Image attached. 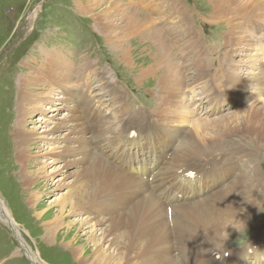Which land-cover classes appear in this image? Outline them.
Returning <instances> with one entry per match:
<instances>
[{"label": "rangeland", "instance_id": "obj_1", "mask_svg": "<svg viewBox=\"0 0 264 264\" xmlns=\"http://www.w3.org/2000/svg\"><path fill=\"white\" fill-rule=\"evenodd\" d=\"M98 1L106 3L114 1L120 11H126V14L116 15V22L121 25L124 23L132 25L127 34L120 33L119 27L114 24L107 27V19H101L100 8H89L87 0H0V204L8 212L9 222L14 221L12 224L16 225V231H13L7 221L0 217V264H78L70 249L65 246L71 243L69 245L83 247L88 239L85 232L91 230V228L77 230V238L79 237L77 244L72 242L76 224L70 232H65L64 229L55 232L51 242L45 239L44 224L57 214L60 208L59 201L66 191L67 180L63 178L61 168L57 170L60 164L62 166L61 161H64L65 156L56 159L48 153L50 147L60 141H48L46 134L45 137L31 140L25 147V155L27 154L25 158H17L12 133L18 117V92L22 83L30 92L38 93L39 96H49L54 89L52 83L55 80L60 79L61 83L70 81V86H76L79 79L86 76L83 73L86 71L90 74L88 83L92 92L100 98L103 107L110 109L109 115L113 113L116 117L119 116V112L118 101L113 102L104 88H107V84L117 89L112 92L113 95L122 93L125 96L127 92L129 101L136 105L134 109L143 110L144 107L158 112L162 122L155 125L170 135L174 143L175 138L167 128L181 126L173 120L179 118L172 116L168 109L157 108V101L161 97L162 100H167L165 102L168 105L172 103L169 99L175 93L178 98L183 93L184 100L182 97L179 99L188 110L185 117L181 116V120L186 119L184 126L191 127V124H188L189 120L210 121L214 123L210 128L205 127L203 123L204 129L201 134L204 138L216 139V133L220 139L234 134L237 139L240 137L242 140L243 137L245 141L254 144L261 156L251 159V163L264 165V135L260 132L261 135H257L249 128H237L235 122L231 121L238 117L247 119V115L258 108L263 119L264 100L259 97L264 96H259L254 87L240 88V91H236L232 89V81L228 79L235 72H239L236 65L241 63L244 65L242 75L253 73L254 57H259L257 53L261 52L256 44H260L261 41L264 44V3L256 4L255 0L251 4L250 0ZM166 1L170 3L167 8L164 6ZM158 2H161L159 7ZM162 6L164 10L161 9ZM221 7L225 10H220ZM111 11L113 14L114 10ZM144 16L148 22L142 21L133 25L132 19H144ZM256 25L260 26L261 32L258 33ZM167 27L171 28V34L164 32L167 31ZM151 29L162 34L173 64L175 65L177 61V65L187 70V81L181 84L176 92L174 87L176 74L166 86L159 80L166 66L155 63H159L157 52L164 44L163 46L156 44L158 39L156 35L148 36ZM250 29L256 35H251ZM226 32L229 36H225ZM49 53H53L55 61L49 60ZM262 60L264 63V56ZM189 62L191 64L188 67ZM246 67H250L252 72ZM142 74L144 77H141ZM39 78L45 81V85L36 89L38 87L36 81ZM107 89L111 90L110 87ZM54 92L58 95L57 90H53ZM202 95L204 97L200 102L203 101V104L194 107V101ZM207 96L218 99L213 101L211 105L213 114L210 115L206 113L210 109L208 107L210 102L204 101ZM222 96L223 98H220ZM119 101L124 102L123 98ZM43 102L49 111L51 103ZM125 112L126 115L131 113ZM40 117L44 118L42 111L31 116L25 115V130L34 131L35 134L45 132L46 123L43 122L48 121L49 117L38 121ZM219 120L221 124H218ZM228 124L235 127L228 128ZM242 125L245 124L242 122ZM158 127L145 133L159 134ZM236 129L237 133H233L232 131ZM133 131L139 133V128H133ZM143 140L139 139L136 149L140 154L145 152L143 157H148L147 141ZM100 141L98 137V144ZM142 142L144 147H141ZM106 156L112 159L107 154ZM138 159L136 163L139 169L134 170L142 176H147L148 168H143ZM214 162L218 163V160ZM228 162L231 161L226 159L214 172L218 175L221 166ZM28 171H32L33 180L27 186L22 180V173ZM206 188L209 191L210 187ZM195 190L197 191L196 186L193 185V197L197 194ZM31 191L38 193L34 204L29 202ZM74 211L66 214L64 219L76 223L78 219L86 218L81 209ZM257 221L253 220L249 227L237 232L239 236L235 235L236 238L233 236L231 245L234 249L246 248L250 238L263 229L264 201ZM230 250L232 248L224 252L228 254ZM215 252L212 254L208 252L207 258L216 259L218 254ZM34 256L36 260L32 259ZM207 258L209 264L210 260ZM227 261H230L229 256Z\"/></svg>", "mask_w": 264, "mask_h": 264}, {"label": "bare ground", "instance_id": "obj_2", "mask_svg": "<svg viewBox=\"0 0 264 264\" xmlns=\"http://www.w3.org/2000/svg\"><path fill=\"white\" fill-rule=\"evenodd\" d=\"M252 1L250 0V4ZM87 3L89 8H100L101 19H107V27L114 24L119 27L120 33L124 34L132 27L130 23L121 25L116 22V15L126 11H120L114 1L106 3L87 0ZM255 3L261 5L264 0H255ZM169 4L166 1L165 8ZM158 5L161 6V2H158ZM111 9L115 13L112 14ZM219 9L225 10L224 7ZM142 21L148 22V19L145 16L144 19H132L133 25ZM256 27L258 33L261 32L260 26ZM164 32L171 34V28L167 27ZM249 32L253 36L256 35L252 29ZM228 34L226 32L225 36ZM151 35L158 38L156 44H164V47L158 49L159 63L155 64L165 65L167 69L165 68L159 76V80L166 86L176 74V92L180 85L187 81V70L177 65V61L173 64L158 30L151 29L148 36ZM256 45L261 52L257 53L259 57H254L253 73L242 75L244 65L241 63L236 65L239 72L234 71L235 74L228 79L232 81V89L236 91L254 87L259 96H264V44L261 41ZM49 60H56L53 53H49ZM190 64L189 62L188 67ZM246 69L251 71L250 67ZM83 73L86 76L81 77L76 86H70V81L61 83L60 79L55 80L52 85L58 95L52 90L49 91V96H39L38 93L30 92L23 83L18 92V117L12 133L17 158H25V147L31 140L45 137L46 134L48 141H60L50 147L48 153L56 159L65 156L64 161H61L62 166L60 164L57 170L61 168L63 178L67 180L66 191L59 201V211L53 219L44 224L45 239L51 242L55 232L58 233L60 229L70 232L76 224L72 242L77 244V230L91 228L85 232L88 239L83 247L69 245L71 243L65 246L70 249L78 264H208L207 255L215 251L218 257L207 258L210 260L209 264H264V227L250 238L246 248L234 249L231 245L233 236H239L237 232L249 227L250 222L255 219L258 222L259 210L264 201V165L251 163V159L260 156L254 144L245 141L243 137L242 140L240 137L237 139L235 134L225 139H220L217 133L216 139L204 138L201 134L204 125L210 128V125L214 124L210 121L189 120L191 127L184 126L186 119L181 120V116L185 117L188 110L179 99L182 97L184 100L183 93L179 98L175 93L169 99L172 103L168 105L165 102L167 100H162L160 96L157 101V108L168 109L172 116L179 118L173 120L181 126L167 128L175 138L174 143L170 135L155 125L162 122L158 112L147 107H143V110L134 109L136 105L129 101L127 92L125 96L122 93L113 95L112 92L117 89L107 84V88L110 87L111 90L104 88L113 102L118 101L119 112L116 117L113 113L109 115L110 109L103 107L100 98L91 90L88 83L90 74L86 71ZM141 77H144V74ZM36 82V89L45 85L43 79L39 78ZM203 97L204 95L196 98L194 107L203 104V101L200 102ZM120 98H123V103L119 101ZM259 98L264 100V97ZM177 99L179 100L174 103ZM215 100L218 99L211 96L204 100L210 102V109L206 112L208 115L213 114L211 105ZM43 101L51 103L49 111ZM259 110H252L247 119L238 117L231 121L235 122L237 128H249L257 135L259 132L264 135V117L261 119ZM38 111H42L44 118L49 117V120L43 122L46 123L45 132L35 134L34 131L25 130L24 117ZM125 111L131 113L126 115ZM44 118L40 117L38 121H43ZM221 120L218 124H221ZM242 122L245 125H242ZM228 125V128L235 127ZM157 127L159 134L145 133ZM133 128H139V133L132 132ZM232 132L237 133V129ZM98 137L101 139L99 144ZM141 138L147 141L148 157H143L145 152L140 154L136 149ZM141 147H144V142ZM106 154L112 159H108ZM244 156L247 157L242 159ZM137 159L143 168H148L147 176H142L134 170L139 169ZM216 159L218 163L214 162ZM226 159L231 162L221 166V172L217 175L214 171ZM22 180L28 186L33 180L32 171L22 173ZM193 185L197 189L195 197L192 196ZM206 186L210 187L209 191ZM37 198L38 193L31 191L30 204H34ZM76 209H81L86 218L78 219L76 223L64 219L66 214ZM7 216L8 212L0 204L1 219L6 220L10 228L16 231V225L12 224L14 221L10 223ZM229 248L232 250L228 254L225 253ZM227 256L230 261H227ZM32 259L36 260V257Z\"/></svg>", "mask_w": 264, "mask_h": 264}, {"label": "snow or ice", "instance_id": "obj_3", "mask_svg": "<svg viewBox=\"0 0 264 264\" xmlns=\"http://www.w3.org/2000/svg\"><path fill=\"white\" fill-rule=\"evenodd\" d=\"M134 134V133H133ZM189 175H194V173H189Z\"/></svg>", "mask_w": 264, "mask_h": 264}]
</instances>
